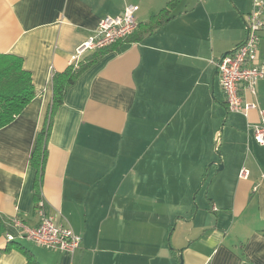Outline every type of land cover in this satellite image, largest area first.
Wrapping results in <instances>:
<instances>
[{
    "label": "crops",
    "instance_id": "1",
    "mask_svg": "<svg viewBox=\"0 0 264 264\" xmlns=\"http://www.w3.org/2000/svg\"><path fill=\"white\" fill-rule=\"evenodd\" d=\"M170 1L0 0V54L23 58L36 94L0 128V264H27L26 251L41 264H180V255L183 264H264V145L254 139L264 78L255 94L244 92L258 106L248 115L228 110L213 79L220 58L245 40L253 0H174L170 18L149 30ZM127 4L140 6L138 27L80 57L97 55L55 113L38 189L31 157L53 76ZM206 187L196 211L193 194ZM40 202L82 236L75 252L19 236L15 219L37 226Z\"/></svg>",
    "mask_w": 264,
    "mask_h": 264
},
{
    "label": "built area",
    "instance_id": "2",
    "mask_svg": "<svg viewBox=\"0 0 264 264\" xmlns=\"http://www.w3.org/2000/svg\"><path fill=\"white\" fill-rule=\"evenodd\" d=\"M138 4H127L121 15H108L102 18L91 36L82 43L72 57V64L77 65L80 57L87 50L108 47L130 37L138 27ZM246 39L231 53L224 55L217 62L220 85L226 96L230 112L248 115L251 109L258 108L255 102L245 97V90L256 93V86L264 78V63L260 61L261 31L264 29V0H253V7L247 17ZM260 110V121L254 126V139L264 145V109ZM241 176L249 174L247 169L241 170ZM38 212L41 221L30 227L21 219H15L20 228L19 236L29 239L35 244L51 249L75 252L82 243V236L55 217L49 215L42 202ZM12 234L8 241L15 240Z\"/></svg>",
    "mask_w": 264,
    "mask_h": 264
},
{
    "label": "trees",
    "instance_id": "3",
    "mask_svg": "<svg viewBox=\"0 0 264 264\" xmlns=\"http://www.w3.org/2000/svg\"><path fill=\"white\" fill-rule=\"evenodd\" d=\"M173 2L174 0H171L167 7L151 18L149 30L158 28L160 24L170 18L169 13ZM130 37L124 40H128ZM96 59L97 55H94L85 61L79 62L77 65L70 64L64 71L56 72L53 76L52 102L44 125L36 136V144L31 157V163L38 169L36 185L38 189L43 180L47 163L48 142L54 124L55 113L64 103L68 88L76 82L79 75ZM35 95L32 74L24 68L23 58L15 54H0V128L11 123L26 108ZM26 252L28 255L27 264H41L29 251Z\"/></svg>",
    "mask_w": 264,
    "mask_h": 264
},
{
    "label": "rangeland",
    "instance_id": "4",
    "mask_svg": "<svg viewBox=\"0 0 264 264\" xmlns=\"http://www.w3.org/2000/svg\"><path fill=\"white\" fill-rule=\"evenodd\" d=\"M231 2H233V0H230ZM250 1V0H249ZM235 7H236V4H235ZM236 9L238 10V8L236 7ZM239 11V10H238ZM219 78V77H218ZM219 80V79H218ZM218 80L215 81V87L220 90V82H218ZM219 83V84H218ZM227 129H225V125H222L220 130H219V134H218V149L215 150L216 154L220 157L219 153L222 154V151L220 150V146H221V142L223 141L222 138H224V144H225V140L227 138ZM222 131V133H221ZM222 134V136L219 138V136ZM224 134V135H223ZM225 147V146H224ZM222 157V156H221ZM209 164L207 165V167L209 168ZM217 181H219V179H216ZM216 181V182H217ZM216 184V183H214ZM206 195H207V187L203 190H200V194L198 196V192H195L193 194V203L196 205V211L198 210V208L201 206L203 207L204 205H202L204 203V201L206 200ZM198 196V198H197ZM176 219V218H175ZM176 221V220H175ZM174 221V223H175ZM172 225V227L170 228V231H169V239H168V245H169V248L171 249H174V242H173V235L175 233V231L177 230V233L180 231V228L181 227H178V229H176L177 225L176 223Z\"/></svg>",
    "mask_w": 264,
    "mask_h": 264
},
{
    "label": "water",
    "instance_id": "5",
    "mask_svg": "<svg viewBox=\"0 0 264 264\" xmlns=\"http://www.w3.org/2000/svg\"><path fill=\"white\" fill-rule=\"evenodd\" d=\"M245 39H246V38H245ZM228 53H230V52H227L226 54H228ZM217 73H218V66L216 67V70H215V73H214L213 79H215V77L217 76ZM221 133H222V131H221ZM221 136H222V134L219 136V138H220ZM217 149H218V147H217ZM219 155H220V159H219L218 161H216L215 164H217L219 168H222V167H224V163H223V161H222V157H221L222 154L219 153ZM212 165H213V163H210V164H209V169L211 168ZM179 260H180V264H183V256H182V255L179 256Z\"/></svg>",
    "mask_w": 264,
    "mask_h": 264
}]
</instances>
